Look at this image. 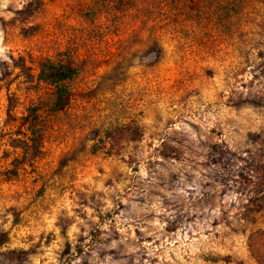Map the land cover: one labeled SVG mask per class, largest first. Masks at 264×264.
Returning a JSON list of instances; mask_svg holds the SVG:
<instances>
[{"label":"rangeland","instance_id":"rangeland-1","mask_svg":"<svg viewBox=\"0 0 264 264\" xmlns=\"http://www.w3.org/2000/svg\"><path fill=\"white\" fill-rule=\"evenodd\" d=\"M0 264H264V0H0Z\"/></svg>","mask_w":264,"mask_h":264},{"label":"trees","instance_id":"trees-1","mask_svg":"<svg viewBox=\"0 0 264 264\" xmlns=\"http://www.w3.org/2000/svg\"><path fill=\"white\" fill-rule=\"evenodd\" d=\"M75 76L76 72L74 70L61 65H53L47 61L41 66L39 80L59 85L63 82L72 80ZM62 97L63 94L60 93L57 100L58 103H61ZM34 121H36V118ZM29 130L31 133V141L34 145V151L38 153L42 139L41 131L36 125H32Z\"/></svg>","mask_w":264,"mask_h":264}]
</instances>
